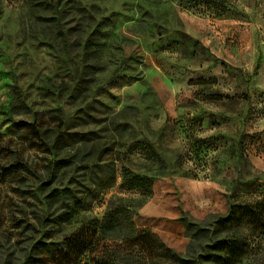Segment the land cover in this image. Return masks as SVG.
<instances>
[{
  "label": "rangeland",
  "instance_id": "obj_1",
  "mask_svg": "<svg viewBox=\"0 0 264 264\" xmlns=\"http://www.w3.org/2000/svg\"><path fill=\"white\" fill-rule=\"evenodd\" d=\"M37 120L47 145L20 125ZM77 153L93 190L96 165L117 180L56 223L44 184ZM117 199L133 237L102 239ZM226 206L263 234L243 264H264V0H0V264H165Z\"/></svg>",
  "mask_w": 264,
  "mask_h": 264
},
{
  "label": "trees",
  "instance_id": "obj_2",
  "mask_svg": "<svg viewBox=\"0 0 264 264\" xmlns=\"http://www.w3.org/2000/svg\"><path fill=\"white\" fill-rule=\"evenodd\" d=\"M84 51L86 55H94L91 46L88 44L84 47ZM94 62L96 61L94 60L90 64L89 58L83 62L84 72L81 81L85 85L87 84L88 87H90L91 81H95L94 69L98 64H94ZM87 77L90 80H86ZM21 123L20 125L35 134L38 139L43 140L45 145L50 142L54 129H43L38 120L33 123ZM44 135L47 139L43 137ZM55 144V148L62 145L59 136ZM79 159L80 153H77L73 160L59 159L55 161L49 176L50 181L44 184L45 191L49 193L46 200L48 209L52 211L53 222L63 223L65 217L69 220L81 210L88 208L91 204L90 200L96 199L103 190L113 187L116 183L117 176L113 163L96 165L93 169L98 170V172L94 174L95 183L93 186L95 189L93 190L90 183H86V176L82 174V169L78 165ZM25 171L32 173L33 170L26 166ZM122 181V187L124 188L141 192L145 196L152 194L151 179L135 174L130 169L124 168L122 170ZM53 185L56 188L52 189L51 186ZM80 194L81 197L78 196ZM115 202L119 203L115 204ZM115 202H111L106 216L102 222L95 226V229L102 239H129L133 237L134 233L131 207L124 199H117ZM226 209V212L215 217L214 230H211L208 226L199 230L187 227L190 233L189 236H186L188 241L187 250L184 253L171 252L170 255H167L168 262L165 264H243L252 245H260L259 248H261V244L257 241L262 242V232L251 237L241 232L242 230L235 233L233 231L234 227H238L242 221H238L233 207L226 206ZM61 245H63V242L59 244H42L49 253L59 250L58 246ZM252 249L251 252L257 251L256 248Z\"/></svg>",
  "mask_w": 264,
  "mask_h": 264
}]
</instances>
